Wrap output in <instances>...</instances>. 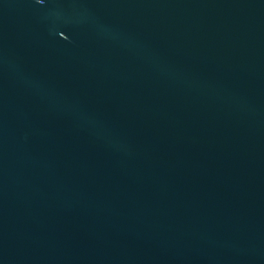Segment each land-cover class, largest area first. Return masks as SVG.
Instances as JSON below:
<instances>
[{
	"label": "water",
	"instance_id": "water-1",
	"mask_svg": "<svg viewBox=\"0 0 264 264\" xmlns=\"http://www.w3.org/2000/svg\"><path fill=\"white\" fill-rule=\"evenodd\" d=\"M0 264H264V0H0Z\"/></svg>",
	"mask_w": 264,
	"mask_h": 264
}]
</instances>
